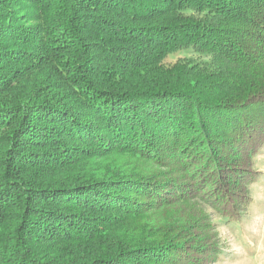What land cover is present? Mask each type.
Returning <instances> with one entry per match:
<instances>
[{"label":"trees","instance_id":"16d2710c","mask_svg":"<svg viewBox=\"0 0 264 264\" xmlns=\"http://www.w3.org/2000/svg\"><path fill=\"white\" fill-rule=\"evenodd\" d=\"M262 148L264 0H0V264H214Z\"/></svg>","mask_w":264,"mask_h":264},{"label":"rangeland","instance_id":"374dc122","mask_svg":"<svg viewBox=\"0 0 264 264\" xmlns=\"http://www.w3.org/2000/svg\"><path fill=\"white\" fill-rule=\"evenodd\" d=\"M183 56L204 58L186 50L168 56L165 61L170 64ZM253 159L255 168L261 171L262 175L250 186L252 201L245 215L235 222L211 214L224 254V258L214 264H244L253 258L259 261V264H264V148L259 150Z\"/></svg>","mask_w":264,"mask_h":264},{"label":"clouds","instance_id":"9594fccd","mask_svg":"<svg viewBox=\"0 0 264 264\" xmlns=\"http://www.w3.org/2000/svg\"><path fill=\"white\" fill-rule=\"evenodd\" d=\"M244 264H259V261L255 260V258L245 261Z\"/></svg>","mask_w":264,"mask_h":264},{"label":"crops","instance_id":"0c3cea01","mask_svg":"<svg viewBox=\"0 0 264 264\" xmlns=\"http://www.w3.org/2000/svg\"><path fill=\"white\" fill-rule=\"evenodd\" d=\"M259 154V153H258Z\"/></svg>","mask_w":264,"mask_h":264}]
</instances>
